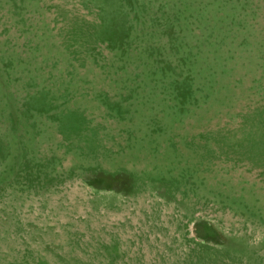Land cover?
I'll use <instances>...</instances> for the list:
<instances>
[{
    "label": "rangeland",
    "instance_id": "374dc122",
    "mask_svg": "<svg viewBox=\"0 0 264 264\" xmlns=\"http://www.w3.org/2000/svg\"><path fill=\"white\" fill-rule=\"evenodd\" d=\"M0 264H264V0H0Z\"/></svg>",
    "mask_w": 264,
    "mask_h": 264
}]
</instances>
